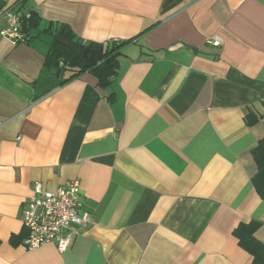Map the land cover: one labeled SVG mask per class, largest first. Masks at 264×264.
Wrapping results in <instances>:
<instances>
[{"label": "crops", "instance_id": "crops-1", "mask_svg": "<svg viewBox=\"0 0 264 264\" xmlns=\"http://www.w3.org/2000/svg\"><path fill=\"white\" fill-rule=\"evenodd\" d=\"M44 30L130 41L113 83L72 77L52 37L4 38L0 0V264H252L234 236L262 222L252 150L264 137V0H27ZM34 34H38L35 32ZM220 45L216 46L215 41ZM76 180L92 223L24 245V204ZM25 232V234H24Z\"/></svg>", "mask_w": 264, "mask_h": 264}, {"label": "trees", "instance_id": "trees-1", "mask_svg": "<svg viewBox=\"0 0 264 264\" xmlns=\"http://www.w3.org/2000/svg\"><path fill=\"white\" fill-rule=\"evenodd\" d=\"M15 1L18 9L14 14L19 18V32L24 35V43H31L40 34L45 33L52 37L49 48L50 55L72 77L90 73L97 78L100 87H107L113 83L118 73L122 48L130 41L95 44L78 37L71 28L59 26L56 23H50L44 30H40L41 19L36 10L26 5L27 0ZM35 32L38 34H34ZM260 121L264 122V115L256 113L253 109H250L245 115L248 127H252ZM252 155L257 165V172L252 178V184L256 193L264 201V137L252 150ZM261 226L262 222L251 220L248 223H241L234 231L239 246L252 256V264H264V244L255 236Z\"/></svg>", "mask_w": 264, "mask_h": 264}, {"label": "built area", "instance_id": "built-area-1", "mask_svg": "<svg viewBox=\"0 0 264 264\" xmlns=\"http://www.w3.org/2000/svg\"><path fill=\"white\" fill-rule=\"evenodd\" d=\"M6 27L1 31L4 38L14 44L24 43V35L19 32V18L11 11L5 12ZM220 45L219 40L215 41ZM3 122L0 121V128ZM81 188L73 180L53 190L46 189L36 182L31 199L24 204L23 227L26 231L24 245L33 250L46 244H54L65 251L78 235L73 228H86L92 223L88 212H80Z\"/></svg>", "mask_w": 264, "mask_h": 264}]
</instances>
